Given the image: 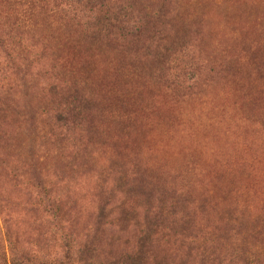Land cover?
I'll return each mask as SVG.
<instances>
[{"label":"rangeland","instance_id":"obj_1","mask_svg":"<svg viewBox=\"0 0 264 264\" xmlns=\"http://www.w3.org/2000/svg\"><path fill=\"white\" fill-rule=\"evenodd\" d=\"M119 1L0 0V264H264V0Z\"/></svg>","mask_w":264,"mask_h":264},{"label":"trees","instance_id":"obj_2","mask_svg":"<svg viewBox=\"0 0 264 264\" xmlns=\"http://www.w3.org/2000/svg\"><path fill=\"white\" fill-rule=\"evenodd\" d=\"M75 4L76 6L82 4H88V5H97L98 6V10H97V14L94 17H92V21L91 22V28L95 29V33L91 32L90 34L96 36V34H100L101 32L105 33L106 35H110L112 31H116V32H123L125 34V36H130L132 38H137L140 36L141 34V27L140 29H134L133 27H131L132 29H126L127 25L129 23L128 19L125 20L124 16L119 15L120 12L124 11V7H122V1H117L114 4H109V2H105V0H75ZM95 1V3H91ZM105 2V3H104ZM87 5V6H88ZM86 6V7H87ZM100 9V10H99ZM157 16V20L160 18L159 15H155ZM138 22V21H136ZM153 31V30H152ZM115 32V33H116ZM166 37L165 33L162 30H158V31H154L152 33L151 36H149L147 39L149 41V44L151 45H158L159 43H161L162 41H164V38ZM54 88H52L51 90H53ZM51 92V91H50ZM65 101H64V108H63V114L67 115L68 113L71 112H75L76 114L74 116H79V112L81 109V105H84V101L82 98L77 97L74 92H72L71 94H69V97L65 96ZM80 119H75L73 120V122L75 123L76 121H79ZM157 213H160L159 209L156 210ZM156 213V214H157ZM158 225H156L154 227V225H151L150 228H154V231H156L158 228L161 229L160 227H157ZM160 226V225H159ZM153 231V229L151 230ZM149 238H151V234L150 235H146L144 236L143 239H139V241L141 240L142 243H144V241L148 240ZM142 255H144L143 251H142V247L141 246H137V250L132 254L133 258H132V264H138L139 261L142 258ZM138 261V263L136 262ZM228 264V263H227ZM229 264H234V261H230ZM244 264H252L251 261H244Z\"/></svg>","mask_w":264,"mask_h":264}]
</instances>
